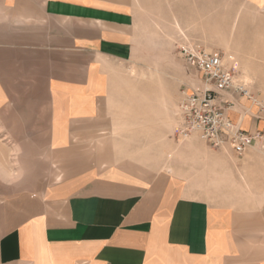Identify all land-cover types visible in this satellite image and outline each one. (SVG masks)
<instances>
[{
	"label": "crops",
	"instance_id": "0c3cea01",
	"mask_svg": "<svg viewBox=\"0 0 264 264\" xmlns=\"http://www.w3.org/2000/svg\"><path fill=\"white\" fill-rule=\"evenodd\" d=\"M246 1L264 7V0ZM226 3L236 5L0 0V135L27 138L43 109L51 157L28 192L0 199L9 222L0 264H264V192L229 188L215 196L206 185L219 186L228 173L235 187L240 167L255 173L264 160L213 150L197 136L178 138L172 117L147 113L159 98H127L130 64L162 54V34L178 52L193 43L229 55L221 41ZM260 115L230 112L250 132L264 130ZM0 168L8 177L11 167L0 161Z\"/></svg>",
	"mask_w": 264,
	"mask_h": 264
},
{
	"label": "rangeland",
	"instance_id": "374dc122",
	"mask_svg": "<svg viewBox=\"0 0 264 264\" xmlns=\"http://www.w3.org/2000/svg\"><path fill=\"white\" fill-rule=\"evenodd\" d=\"M234 1L228 0V2L236 5L230 7L226 3L224 12L223 32L225 39L221 41L226 44L225 52L229 54L224 55V57L235 69L238 79L245 82L254 95L264 103V7L250 6L246 0H236L233 3ZM162 35H164L162 40L165 45L162 54L139 56L130 64L127 98H135L133 100L136 102L137 98H151L149 99L150 102L153 101L152 98H159L158 106L149 105L151 107L147 109L149 117L160 116L162 119L172 117L176 120L182 89L189 87L198 90L203 88V84L200 74L195 69L188 67L185 60L180 56L173 43V37L168 34ZM153 62H160L159 71L151 69ZM146 90H149L147 94L144 93ZM169 98L176 99L170 102ZM164 101L165 106L162 105ZM257 112L259 110L255 108L254 113ZM45 114L43 109L37 112V118L33 119V134L27 135V138L21 134L0 135V150L6 152L5 157H0V161L20 174V177L14 180L0 175V199L5 200L7 193L11 190H17L18 195L28 192L30 187L35 186L41 176L46 175L49 171L51 157L46 139ZM259 115L264 122V114L259 112ZM242 128H245V125ZM148 129L146 131L151 134L156 127L151 126ZM262 132L264 133V130ZM128 135L130 142L137 143L135 138L138 140L141 138L139 136L133 137L132 132ZM149 139L151 140L146 133L143 140L146 148L152 146ZM14 141H18L19 144L14 145ZM249 151L253 152L250 158L264 160V153L259 147L251 148ZM248 152L246 156L249 157ZM244 156L239 158L243 159ZM262 164L263 166L255 168V173L252 172L251 167H240V183H237L239 187L236 184L234 187L232 183H226V179L230 180L228 173L227 175L223 173L226 181L223 179L219 186L212 182L206 185L213 188L212 192L215 196L219 189L221 192L229 188L239 190L242 192V196L249 193V189H251V195L259 196L261 192H264V163ZM196 185L200 186V184ZM6 220L7 216L3 214V209H1L0 236L8 228L9 222Z\"/></svg>",
	"mask_w": 264,
	"mask_h": 264
},
{
	"label": "built area",
	"instance_id": "2783aa9c",
	"mask_svg": "<svg viewBox=\"0 0 264 264\" xmlns=\"http://www.w3.org/2000/svg\"><path fill=\"white\" fill-rule=\"evenodd\" d=\"M179 52L186 63L200 74L203 88L182 89L176 112V136L187 139L197 134L213 150L231 148L238 157L244 156L257 144H263L262 131H247L230 116V111L242 98L253 101L262 114L264 103L245 82L238 79L224 55L193 43L181 45Z\"/></svg>",
	"mask_w": 264,
	"mask_h": 264
},
{
	"label": "bare ground",
	"instance_id": "6f19581e",
	"mask_svg": "<svg viewBox=\"0 0 264 264\" xmlns=\"http://www.w3.org/2000/svg\"><path fill=\"white\" fill-rule=\"evenodd\" d=\"M203 87V85H202ZM259 100V99H258ZM260 101V100H259ZM258 109V106L253 102V101H250V100H247L246 98H242L240 99V107H234L231 111H237L238 109L239 110H242V113H243V118H245L246 116H249L250 114H253L254 113V109ZM176 111V110H175ZM230 111V112H231ZM176 118V117H175ZM173 123L174 125L176 126L177 125V119L175 120L173 118ZM242 127V126H241ZM194 136H197L198 135H194ZM255 147H259L261 149V151L264 153V143L263 144H257ZM254 148V147H253ZM248 152V151H247ZM247 154V153H246ZM245 154V155H246ZM9 169L7 175L8 177L12 180V179H16V174L18 173L17 171L13 170L12 168H7ZM3 173V168H0V174Z\"/></svg>",
	"mask_w": 264,
	"mask_h": 264
}]
</instances>
